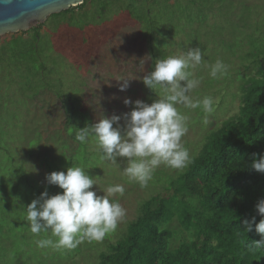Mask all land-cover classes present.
<instances>
[{"label":"rangeland","instance_id":"1","mask_svg":"<svg viewBox=\"0 0 264 264\" xmlns=\"http://www.w3.org/2000/svg\"><path fill=\"white\" fill-rule=\"evenodd\" d=\"M188 1L176 0L164 13H153L151 21L159 24L160 36L153 42L151 55L158 60L188 48L202 50L201 64L191 69L201 81L192 95L200 99L212 97L215 111L207 116L209 123L204 125L205 114L200 109L177 106L188 117V131L181 143L192 158L215 121L237 110L240 83L236 73L243 75L242 64L257 53L258 39L264 40V0ZM55 14L25 31L0 35V264L95 263L94 252L85 249L87 241L71 250L37 246V240L50 237V233H31L25 207L45 190L49 195L63 192L47 183L46 174L81 166L95 181L91 190L97 195H107L109 186L124 187L123 195L109 197L120 203L126 216L103 240L108 243L134 219L142 200L164 192V174L174 176L178 171L161 164L142 188L124 174L126 159H101L93 137L83 144L75 139V128L114 114L121 116L123 134V114L135 106L125 105V98L151 104L162 97V90L148 89L141 79L156 62L148 58L145 22H131L125 13H120L88 32L74 35L59 25ZM205 16L207 22L203 21ZM42 24L36 39L35 29H30ZM64 38H69L67 43ZM246 38L247 46L243 44ZM218 58L229 66L228 72L219 76L218 84L208 91L213 80L209 65ZM232 73L235 75L231 78ZM121 78L129 79L124 91L119 88ZM64 109L72 118L66 133ZM166 224L179 235L172 239L171 247L189 239L174 220Z\"/></svg>","mask_w":264,"mask_h":264},{"label":"trees","instance_id":"2","mask_svg":"<svg viewBox=\"0 0 264 264\" xmlns=\"http://www.w3.org/2000/svg\"><path fill=\"white\" fill-rule=\"evenodd\" d=\"M175 1L84 0L54 16L74 35L120 13L131 22L144 21L148 58L154 63L153 42L160 31L159 24L151 21L153 13H164ZM203 21L207 22L206 16ZM43 25L30 29H35L34 38ZM258 40L257 53L242 64L243 75L236 73L240 83L236 112L215 121L204 133L203 145L187 167L174 176L164 174V192L142 200L134 219L114 241H93L85 247L94 252V264H264V247L255 246L262 237L254 227L247 231L244 224L253 217V224L260 221L255 205L264 198V173L251 167L254 158L264 155V40ZM247 43L246 38L243 44ZM218 80L219 76L208 84V91ZM64 112L66 133L72 118ZM172 220L189 236L175 247L171 241L178 234L166 224Z\"/></svg>","mask_w":264,"mask_h":264},{"label":"clouds","instance_id":"3","mask_svg":"<svg viewBox=\"0 0 264 264\" xmlns=\"http://www.w3.org/2000/svg\"><path fill=\"white\" fill-rule=\"evenodd\" d=\"M203 58L199 47L188 48L179 55H169L158 59L154 68L141 79L150 90H162V97L151 104L142 100L131 101L125 98V105L135 106L123 114V134L119 121L121 116L100 118L96 123L83 128H75V139L86 143L93 137L101 159L116 162L117 157L127 160L124 174L140 187H146L154 170L161 164L172 169H183L192 162L188 150L181 143L188 131V117L178 110V105L186 109H200L204 114L203 124L207 125L208 115L215 111L212 97H193L201 81L191 69L201 64ZM229 66L221 59L209 65V75L215 79L225 75ZM121 91L127 89L129 79L121 78ZM183 82V83H182ZM116 124V127L113 125ZM251 167L264 173V155L253 159ZM48 184L63 189L62 193L49 195L47 190L33 199L25 207V220L34 235L50 233V237L37 240L40 248L75 249L83 242H102L117 229L118 223L126 216V210L109 197L124 194L122 185L109 186L107 195H97L91 190L95 181L85 168L72 166L66 171H53L46 174ZM0 200H3L0 198ZM261 219L258 223L245 220L247 231H255L262 237L255 242L257 248L264 247V198L256 205Z\"/></svg>","mask_w":264,"mask_h":264},{"label":"water","instance_id":"4","mask_svg":"<svg viewBox=\"0 0 264 264\" xmlns=\"http://www.w3.org/2000/svg\"><path fill=\"white\" fill-rule=\"evenodd\" d=\"M83 0H0V35L29 29Z\"/></svg>","mask_w":264,"mask_h":264}]
</instances>
